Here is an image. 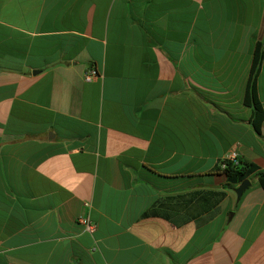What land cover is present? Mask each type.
<instances>
[{
	"label": "crops",
	"instance_id": "1",
	"mask_svg": "<svg viewBox=\"0 0 264 264\" xmlns=\"http://www.w3.org/2000/svg\"><path fill=\"white\" fill-rule=\"evenodd\" d=\"M262 41L264 0H0V264H264Z\"/></svg>",
	"mask_w": 264,
	"mask_h": 264
},
{
	"label": "trees",
	"instance_id": "2",
	"mask_svg": "<svg viewBox=\"0 0 264 264\" xmlns=\"http://www.w3.org/2000/svg\"><path fill=\"white\" fill-rule=\"evenodd\" d=\"M264 59V41L255 45L250 77L247 83L246 92L243 98L245 106L251 109V125L254 131L259 135L261 124L264 122V108L259 101L256 89L257 75L260 65ZM255 171V167L241 162H228L226 168L221 172L226 177L227 185H241ZM257 184L264 189V173L256 175Z\"/></svg>",
	"mask_w": 264,
	"mask_h": 264
},
{
	"label": "built area",
	"instance_id": "3",
	"mask_svg": "<svg viewBox=\"0 0 264 264\" xmlns=\"http://www.w3.org/2000/svg\"><path fill=\"white\" fill-rule=\"evenodd\" d=\"M99 78H101V74H99V72L95 69H88L83 74V80L86 83L95 82ZM237 158L238 154L236 152H231L226 155L218 164L220 171L222 172L226 168V164L228 162H237ZM86 206L89 207V204H87ZM78 221L81 225H83L85 232L89 233L90 235L95 232L96 226L90 222L88 217H81Z\"/></svg>",
	"mask_w": 264,
	"mask_h": 264
},
{
	"label": "water",
	"instance_id": "4",
	"mask_svg": "<svg viewBox=\"0 0 264 264\" xmlns=\"http://www.w3.org/2000/svg\"><path fill=\"white\" fill-rule=\"evenodd\" d=\"M250 186V183L248 180H245L243 183H241V185L236 189V194H237V197L240 198L241 195L243 194V192L249 188Z\"/></svg>",
	"mask_w": 264,
	"mask_h": 264
}]
</instances>
